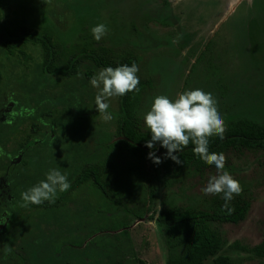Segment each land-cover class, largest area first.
Listing matches in <instances>:
<instances>
[{
    "label": "rangeland",
    "instance_id": "1",
    "mask_svg": "<svg viewBox=\"0 0 264 264\" xmlns=\"http://www.w3.org/2000/svg\"><path fill=\"white\" fill-rule=\"evenodd\" d=\"M0 23L51 34L63 64L83 49L134 57L135 77L147 81L139 115L154 131L172 117L185 131L238 118L264 124V0H0ZM43 60L33 40L0 48V264H166L163 227L135 214L205 208L220 183L250 207L218 225L221 246L204 264L219 254L264 264L253 252L264 238V155L230 151L215 170H187L168 190L160 170L151 205L148 179L114 143L119 75L88 61L76 75L48 76ZM89 164L116 201L92 179L68 189Z\"/></svg>",
    "mask_w": 264,
    "mask_h": 264
},
{
    "label": "trees",
    "instance_id": "2",
    "mask_svg": "<svg viewBox=\"0 0 264 264\" xmlns=\"http://www.w3.org/2000/svg\"><path fill=\"white\" fill-rule=\"evenodd\" d=\"M49 33H41L37 28L23 26L14 34L0 23V48L12 51L20 42L28 40L40 42L44 60L42 70L48 76H73L82 69V63L90 61L95 66L119 75V119L114 143L136 159L140 176L150 184L149 200H155L154 176L161 170L165 189H171L182 174L191 170L201 176L218 168L227 161L230 151L248 150L264 155V124L247 118H238L228 124H219L210 130H183L175 117L154 131L139 111L147 88V81L134 75L136 59L125 56L121 59L109 58L96 50L83 49L70 56L67 63H60L56 44ZM86 78L93 77V71H86ZM1 75V72H0ZM1 82V76H0ZM34 143L30 141V144ZM92 179L106 198L116 201L108 180H104L97 165H86L68 189L78 187ZM219 188L210 194L205 208L189 205L166 206L161 211L154 207L136 213L138 219L148 216L156 220L165 232L167 246L166 264H204L221 246L222 236L218 225L224 222H238L250 207V201L241 191ZM43 202L30 203L31 207ZM127 224V223H126ZM121 224V232L127 233V225ZM253 252L264 258V238L253 248ZM113 264H125L117 261ZM210 264H232L229 256L219 254Z\"/></svg>",
    "mask_w": 264,
    "mask_h": 264
},
{
    "label": "flooded vegetation",
    "instance_id": "3",
    "mask_svg": "<svg viewBox=\"0 0 264 264\" xmlns=\"http://www.w3.org/2000/svg\"><path fill=\"white\" fill-rule=\"evenodd\" d=\"M9 216H10V215H9ZM6 220H8V216H7V217H1V218H0V221L3 222V223H5ZM6 225H8V224H6ZM1 227H2V225L0 224V228H1Z\"/></svg>",
    "mask_w": 264,
    "mask_h": 264
}]
</instances>
